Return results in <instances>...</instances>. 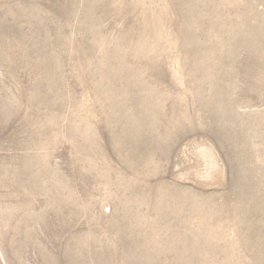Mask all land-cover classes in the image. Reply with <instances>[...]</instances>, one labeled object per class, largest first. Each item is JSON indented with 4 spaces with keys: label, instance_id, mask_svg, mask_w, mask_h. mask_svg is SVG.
<instances>
[{
    "label": "rangeland",
    "instance_id": "rangeland-1",
    "mask_svg": "<svg viewBox=\"0 0 264 264\" xmlns=\"http://www.w3.org/2000/svg\"><path fill=\"white\" fill-rule=\"evenodd\" d=\"M0 264H264V0H0Z\"/></svg>",
    "mask_w": 264,
    "mask_h": 264
}]
</instances>
